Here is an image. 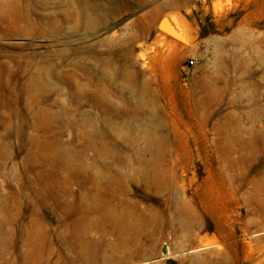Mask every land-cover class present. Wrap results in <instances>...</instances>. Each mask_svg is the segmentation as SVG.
Masks as SVG:
<instances>
[{
    "label": "rangeland",
    "instance_id": "rangeland-1",
    "mask_svg": "<svg viewBox=\"0 0 264 264\" xmlns=\"http://www.w3.org/2000/svg\"><path fill=\"white\" fill-rule=\"evenodd\" d=\"M0 264H264V0H0Z\"/></svg>",
    "mask_w": 264,
    "mask_h": 264
}]
</instances>
